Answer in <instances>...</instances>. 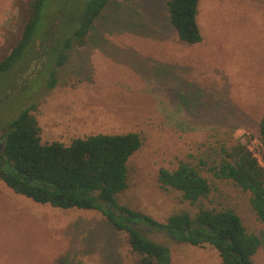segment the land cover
Returning <instances> with one entry per match:
<instances>
[{
  "label": "rangeland",
  "instance_id": "obj_1",
  "mask_svg": "<svg viewBox=\"0 0 264 264\" xmlns=\"http://www.w3.org/2000/svg\"><path fill=\"white\" fill-rule=\"evenodd\" d=\"M29 1L0 0V61L19 40ZM88 1L50 0L56 9L38 29L50 21L53 32L37 36L18 66L0 75V136L32 104L42 143L68 146L76 138L136 133L142 144L127 162L128 185L117 202L162 223L181 212L194 215L200 206L232 209L246 231L259 237L253 262L264 264V224L250 208L249 193L207 171L222 147L237 142L264 170L258 137L264 0H199L201 42L194 45L178 40L164 1L113 0L86 45H73L55 68L54 50L49 62L41 52L56 50L77 28ZM52 73L55 85L49 89ZM180 164L208 180L206 201L190 206L179 192L160 188L159 170ZM146 234L169 249L171 264H222L210 246L176 243L153 230ZM138 258L99 212L36 204L0 182V264H138Z\"/></svg>",
  "mask_w": 264,
  "mask_h": 264
},
{
  "label": "trees",
  "instance_id": "obj_2",
  "mask_svg": "<svg viewBox=\"0 0 264 264\" xmlns=\"http://www.w3.org/2000/svg\"><path fill=\"white\" fill-rule=\"evenodd\" d=\"M49 1H29L19 40L0 61V75L18 66L37 36L48 38L53 32L54 23L50 21L38 29L39 22L48 19L56 9L51 8L53 3ZM111 1L89 0L78 17L77 28L68 33L56 50L51 46L47 52H41V57L49 62V52L54 50L57 60L53 66L63 65L67 50L73 45H86L90 29ZM162 1L178 40L189 45L200 43L196 25L199 0ZM60 13L57 19H62ZM54 75L48 80L49 89L55 85ZM35 108L32 104L22 109L2 135L0 182L14 194L62 210L99 212L115 232L126 236L130 250L139 257L138 264H171L169 249L150 240L147 230L159 232L176 243L210 246L222 264H254L253 257L261 241L246 231L232 209L200 206L194 215L181 212L162 223L117 202V196L128 185L127 162L142 144L138 134L92 135L76 138L68 146L58 141L42 143ZM258 137L264 146V115L258 124ZM207 171L213 178L229 181L248 192L250 208L264 224V170L244 144L237 142L229 149L222 147L219 159ZM158 183L162 190L179 192L190 206L206 201L211 193L208 180L188 164H180L172 171L160 169Z\"/></svg>",
  "mask_w": 264,
  "mask_h": 264
},
{
  "label": "flooded vegetation",
  "instance_id": "obj_3",
  "mask_svg": "<svg viewBox=\"0 0 264 264\" xmlns=\"http://www.w3.org/2000/svg\"><path fill=\"white\" fill-rule=\"evenodd\" d=\"M3 137L2 136H0V140L2 139Z\"/></svg>",
  "mask_w": 264,
  "mask_h": 264
}]
</instances>
